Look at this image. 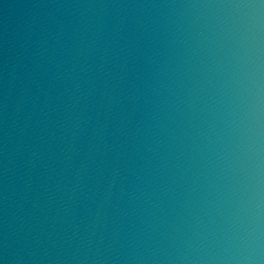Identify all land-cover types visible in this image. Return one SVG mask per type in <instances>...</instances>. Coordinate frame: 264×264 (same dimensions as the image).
Segmentation results:
<instances>
[{
  "label": "water",
  "instance_id": "obj_1",
  "mask_svg": "<svg viewBox=\"0 0 264 264\" xmlns=\"http://www.w3.org/2000/svg\"><path fill=\"white\" fill-rule=\"evenodd\" d=\"M0 264H264V0H0Z\"/></svg>",
  "mask_w": 264,
  "mask_h": 264
}]
</instances>
